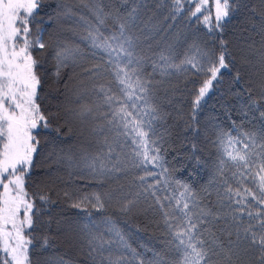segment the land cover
Masks as SVG:
<instances>
[{"label": "trees", "instance_id": "trees-1", "mask_svg": "<svg viewBox=\"0 0 264 264\" xmlns=\"http://www.w3.org/2000/svg\"><path fill=\"white\" fill-rule=\"evenodd\" d=\"M198 6L39 0L29 39L45 44L31 52L47 125L24 173L29 264H196L188 236L176 235L189 220L191 243L208 252L200 264H264L252 240L264 236V0H233L223 31L203 22L211 0L193 16ZM113 36L126 50L119 56L103 46L116 47ZM221 53L227 67L197 105ZM121 106L149 131L159 167L141 163V138Z\"/></svg>", "mask_w": 264, "mask_h": 264}, {"label": "snow or ice", "instance_id": "snow-or-ice-1", "mask_svg": "<svg viewBox=\"0 0 264 264\" xmlns=\"http://www.w3.org/2000/svg\"><path fill=\"white\" fill-rule=\"evenodd\" d=\"M199 3L201 6L196 7L192 13L193 16L202 13V7L209 5V0H199ZM211 3V9L203 7V10L211 13L214 9V15H204L203 22L210 30L214 27L223 31L222 22L229 17L233 0H211ZM38 6L39 0H0V188L3 189L0 192V251L8 257L0 261V264H29L28 246L32 240L25 237L24 232L33 225L34 205L29 201V194L24 187V173L30 167L32 154L35 152V137L32 135V130L36 129L41 122L47 125L46 117L40 112V106L36 103L40 79L35 70L38 61L31 52L34 46L43 49L45 44L29 39L30 21L34 19ZM120 27L123 29L124 25ZM111 40L117 42L116 47L107 42L103 46L117 56L126 52L123 44L117 41V37L113 36ZM224 43L221 41L222 45ZM67 51L64 49L57 52L59 66L63 65V58ZM217 62L218 67L211 66L207 69L211 79L204 81L203 86L199 88L195 101L197 105L211 88L220 69L227 67L223 53L218 56ZM125 75H127L126 71ZM120 82L124 83V80ZM141 91L144 89L141 88ZM109 99L111 100L112 97ZM118 114L121 115L122 120H127L134 125L135 134L141 138L140 142L144 150L137 153L142 158L141 163L156 164L159 167L160 165L157 164V161L161 159L158 155L159 149H152L151 151L156 154H149L150 133L143 129V122L136 120L132 112L127 111L126 106H121ZM244 147L247 148L248 145ZM228 155L233 160L239 159L247 163L244 155H233L231 152ZM260 169L264 172V164L260 165ZM259 178L261 184H264V175H260ZM140 179L143 180L144 177ZM250 194L255 196L254 193ZM94 197L96 200L94 207L102 210L105 206L104 202L99 195L94 194ZM41 199L45 198L41 197ZM157 200L159 201V197ZM259 200L261 204H264V190L261 191ZM131 203L132 201H129V204ZM74 206L79 208L81 204ZM183 207L187 209L188 204L185 203ZM21 212H23V218H21ZM194 228L195 225L189 220L184 232H177L176 235L188 236V247L192 249L196 264H200V261H204L208 256V252L203 248L198 249L196 244L191 243L190 229ZM252 240L253 243L260 245L261 260L264 262V236L257 239L256 234L252 233ZM45 243H47L46 240ZM180 243L183 244L185 241L180 240ZM198 243L203 242L198 241ZM140 264H143V261Z\"/></svg>", "mask_w": 264, "mask_h": 264}, {"label": "rangeland", "instance_id": "rangeland-1", "mask_svg": "<svg viewBox=\"0 0 264 264\" xmlns=\"http://www.w3.org/2000/svg\"><path fill=\"white\" fill-rule=\"evenodd\" d=\"M35 132H33V130H32V135L33 136H35ZM34 144H35V141H34ZM33 156H34V153L32 154V160H33ZM19 174V173H18ZM30 201V200H29ZM21 218H23V212H21ZM27 233V229L25 230V232H24V235H25V237H27L28 238V235L26 234ZM29 247V246H28Z\"/></svg>", "mask_w": 264, "mask_h": 264}, {"label": "water", "instance_id": "water-1", "mask_svg": "<svg viewBox=\"0 0 264 264\" xmlns=\"http://www.w3.org/2000/svg\"><path fill=\"white\" fill-rule=\"evenodd\" d=\"M41 128H42V126H41V124H39L38 127L33 130V132L38 133V132H40Z\"/></svg>", "mask_w": 264, "mask_h": 264}]
</instances>
